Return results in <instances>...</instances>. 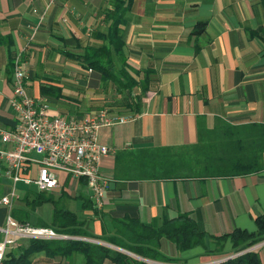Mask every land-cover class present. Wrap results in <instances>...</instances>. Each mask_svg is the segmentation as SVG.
<instances>
[{
	"label": "crops",
	"instance_id": "obj_1",
	"mask_svg": "<svg viewBox=\"0 0 264 264\" xmlns=\"http://www.w3.org/2000/svg\"><path fill=\"white\" fill-rule=\"evenodd\" d=\"M111 1L0 0V128H12L15 122L9 100L16 60L25 64L27 95L47 104L50 115L81 117L108 110L79 114L77 105L66 102L70 100L65 85L74 87L68 78H74L76 84L77 77L84 75L82 81L79 79L82 89L102 87L90 71L67 56H78L83 48L100 44L96 35L107 32L108 15L114 12ZM199 29L202 32L193 34ZM120 30L132 76L144 82L150 73L142 86L145 91L141 86L134 89L141 97V110L129 121L97 132L98 143L114 150L100 162V173L112 181L104 208H95L96 214L81 207L73 212L69 200L66 208L95 236L111 235L113 219L127 216L156 226L163 218L180 214H189L199 231L213 237L235 229L254 231L255 218L264 214V152L262 169L257 173L168 179L143 177L132 154L193 145L198 125L209 130L220 125L264 126V7L260 0H132ZM41 86L60 89L59 97L41 96ZM61 180L54 192L89 199L80 183H71L63 175ZM9 187L0 164V199ZM28 192H17L14 207L21 205ZM6 215L7 209L0 204V226ZM34 215L49 222L52 206L44 204ZM68 237L66 240L108 247L110 256L118 251L137 258L100 240ZM205 244L208 249L213 246L208 238ZM158 249L177 262L149 263L218 264L254 252L264 264V240L239 251L227 242L219 254L205 255L202 248L179 253L166 239L159 242ZM32 263L84 264L79 254L51 258L43 252L35 254ZM103 264L114 263L106 260Z\"/></svg>",
	"mask_w": 264,
	"mask_h": 264
},
{
	"label": "trees",
	"instance_id": "obj_2",
	"mask_svg": "<svg viewBox=\"0 0 264 264\" xmlns=\"http://www.w3.org/2000/svg\"><path fill=\"white\" fill-rule=\"evenodd\" d=\"M131 1L112 0L114 12L108 15L107 32L96 35L100 44L83 48L78 56L70 54L67 57L77 61L81 69L90 71L102 87L111 84L116 94L124 99L122 106L127 109L128 115L133 116L140 113L141 97L135 96L133 99L132 92L138 86L143 88L142 92L145 91L142 86L146 84L150 73L147 72L144 82H137L126 63L120 25ZM260 2L264 7V0ZM200 32L202 29L194 31L193 34ZM248 34L254 35L253 32ZM12 65L11 63L10 68ZM40 94L59 97L60 89L41 86ZM263 152L264 126L238 128L220 125L209 130L198 125L197 141L193 145L140 150L132 156L143 171V177L148 179L191 175L199 178H221L257 173L262 169ZM69 199L72 197L65 191L28 192L20 200L21 205L14 207L10 214L19 223L49 227L58 234L70 237L100 240L125 250L138 259L118 251L114 256H110L111 249L108 247L80 240H24L17 249L11 248L6 252L2 264H33L32 257L41 252L51 258L57 255L68 257L71 254H79L84 264H103L106 260L114 264H151L148 261L175 263L176 259L160 253L158 248L162 239L172 243L179 253L202 248L205 255L221 253L227 242L233 250L239 251L264 240V214L255 218L254 231L235 229L219 237L199 231L189 214H180L173 219L163 218L156 226L143 224L137 218L125 216L112 220L111 235L95 236L85 229L84 221H79L75 213L66 208L65 202ZM74 199L81 200L83 210L97 213L92 202L85 196L77 195ZM44 204L52 206L49 222H44L34 215L35 210ZM207 238L211 240L212 248H207L205 244ZM218 264H261V262L257 253L247 252Z\"/></svg>",
	"mask_w": 264,
	"mask_h": 264
},
{
	"label": "built area",
	"instance_id": "obj_3",
	"mask_svg": "<svg viewBox=\"0 0 264 264\" xmlns=\"http://www.w3.org/2000/svg\"><path fill=\"white\" fill-rule=\"evenodd\" d=\"M25 85V64L16 60L13 96L9 100L15 122L12 128H0V164L10 181L7 194L0 199L7 209L5 222L0 226V264L6 252L20 241L69 239L52 228L14 220L10 212L18 200L15 185L23 183L33 185L38 192H53L60 188L63 175L71 183H80L94 208L102 210L112 181L100 173V162L114 150L98 143L97 132L131 119L106 109L81 117L52 116L47 104L27 95Z\"/></svg>",
	"mask_w": 264,
	"mask_h": 264
},
{
	"label": "rangeland",
	"instance_id": "obj_4",
	"mask_svg": "<svg viewBox=\"0 0 264 264\" xmlns=\"http://www.w3.org/2000/svg\"><path fill=\"white\" fill-rule=\"evenodd\" d=\"M88 75V74H87ZM84 75H80V77H77V82L75 84V80L74 78H68L69 82H73L74 83V87L69 85H65L66 87V91L68 93L65 94L67 96H69L70 101H66L67 104H71L73 103L74 105H77V107L79 109V114H85V112L91 111L92 112H96L99 109L102 108H108V110H110L111 113L113 112H117L119 111L120 113H127V109L124 108L123 105V98L121 96H118L116 94V92L114 91L113 87L111 84L108 85H104L103 87H101L100 89L97 90H84L82 88H84V85H82L81 83H79V79L82 81L84 79V77H82ZM68 84V83H67ZM135 96H138V91H134L132 92V97L133 99L135 98ZM71 102V103H70ZM78 102L79 105L76 103ZM15 189L18 193L20 192H28V191H32V192H36V188L33 185H25L23 183H17L15 185ZM21 194V193H20ZM69 209L73 212H79L80 207H81V200H74V199H69ZM49 207V206H48Z\"/></svg>",
	"mask_w": 264,
	"mask_h": 264
}]
</instances>
